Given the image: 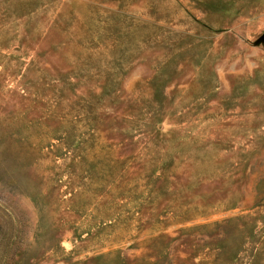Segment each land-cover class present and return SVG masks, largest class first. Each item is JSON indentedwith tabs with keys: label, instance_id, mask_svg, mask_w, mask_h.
Returning <instances> with one entry per match:
<instances>
[{
	"label": "rangeland",
	"instance_id": "1",
	"mask_svg": "<svg viewBox=\"0 0 264 264\" xmlns=\"http://www.w3.org/2000/svg\"><path fill=\"white\" fill-rule=\"evenodd\" d=\"M264 0H0V264H264Z\"/></svg>",
	"mask_w": 264,
	"mask_h": 264
},
{
	"label": "water",
	"instance_id": "2",
	"mask_svg": "<svg viewBox=\"0 0 264 264\" xmlns=\"http://www.w3.org/2000/svg\"><path fill=\"white\" fill-rule=\"evenodd\" d=\"M258 41H264V32L260 35Z\"/></svg>",
	"mask_w": 264,
	"mask_h": 264
}]
</instances>
